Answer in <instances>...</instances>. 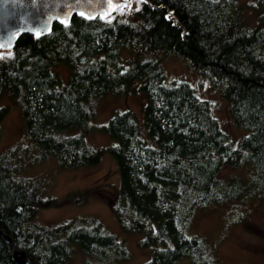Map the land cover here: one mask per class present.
Masks as SVG:
<instances>
[{"label": "trees", "instance_id": "obj_1", "mask_svg": "<svg viewBox=\"0 0 264 264\" xmlns=\"http://www.w3.org/2000/svg\"><path fill=\"white\" fill-rule=\"evenodd\" d=\"M138 2L136 25L72 14L65 25L53 22L47 34L19 33L13 47L1 52L0 97L19 106L38 160L53 156L60 166L77 168L96 163L104 149L111 154L119 175L116 198L107 200L112 215L122 231L142 232L139 245H158L140 264H177L185 257L190 264H209L203 238L188 233L194 211L264 194V0H257L252 23L238 0ZM122 49L137 57H122ZM158 51L180 56L205 74L228 101L233 123L247 131L233 142L188 82L164 83ZM59 63L68 69L65 80L54 69ZM135 86L145 98V132L126 108L96 127L111 144L88 145L83 134L93 129L87 123L89 99ZM7 109L0 103V123ZM21 149L0 152V230L13 247L24 250L32 264H62L75 247L95 258L86 264L126 259L123 242L99 221L31 223L37 206L52 198L41 196L40 179L18 174L26 163L16 157ZM240 165L245 174L219 178L223 166ZM0 264H20L2 235Z\"/></svg>", "mask_w": 264, "mask_h": 264}, {"label": "rangeland", "instance_id": "obj_2", "mask_svg": "<svg viewBox=\"0 0 264 264\" xmlns=\"http://www.w3.org/2000/svg\"><path fill=\"white\" fill-rule=\"evenodd\" d=\"M238 2L245 11L249 23L255 22L258 15V8H255L257 0ZM138 8V0H133L132 4L122 7V11L119 8L104 19L119 18L136 25L141 22L137 14ZM259 10L264 11V8L259 7ZM4 51L6 50L0 49V53ZM120 55L129 59L137 57L133 50L127 49H122ZM155 55L159 57L164 71L163 82L178 80L188 82L197 96L209 102L213 116L233 142L247 131L246 128L233 123L228 112V101L221 97L205 74L189 67L180 56L161 51ZM54 69L62 80L66 79L68 69L63 63L55 65ZM144 101L145 98L138 86L116 95L106 93L90 98L92 115L87 123L92 125L93 129L84 132L85 142L92 147L101 148L111 144L113 140L96 127L112 114L126 108L133 110L137 124L144 133L142 123ZM5 102L8 109L0 123V152L13 146H22V155L16 157L20 156L21 161L25 160L26 163L17 173L22 177L40 179L43 187L41 196L52 198L49 205L37 206L31 223L50 226L63 221H71L75 225L99 221L108 232L123 242L127 251L126 259L116 260L112 264H140L146 260L152 249L158 245H139L138 241L143 237L142 232L122 231L107 203L108 199L116 198L119 185L117 167L111 154L104 149L96 163L77 168L60 166L53 156L38 160L39 148L30 144L19 106L2 95L0 103ZM77 130L80 131L78 128ZM245 172L244 165L223 166L218 176L221 179H228L233 174ZM188 230V233L201 236L207 244L206 256L209 264H264V194L243 202L224 201L198 208L191 216ZM87 262L94 263L95 258L85 255L75 247L62 264ZM177 264L190 262L188 257H185Z\"/></svg>", "mask_w": 264, "mask_h": 264}, {"label": "water", "instance_id": "obj_3", "mask_svg": "<svg viewBox=\"0 0 264 264\" xmlns=\"http://www.w3.org/2000/svg\"><path fill=\"white\" fill-rule=\"evenodd\" d=\"M132 3L133 0H0V44H11L10 48L0 49L10 50L21 32H28L34 36H37L36 33H40L39 36L47 34L53 22L65 25L72 14L80 15L87 20L96 16L106 18L115 10ZM157 6L162 7L163 5L158 4ZM167 18L176 27H180L169 10H167ZM0 235L11 246L12 257L17 263L32 264L24 250L13 247L9 235L1 230Z\"/></svg>", "mask_w": 264, "mask_h": 264}, {"label": "snow or ice", "instance_id": "obj_4", "mask_svg": "<svg viewBox=\"0 0 264 264\" xmlns=\"http://www.w3.org/2000/svg\"><path fill=\"white\" fill-rule=\"evenodd\" d=\"M112 10H115V9H112ZM119 10L122 11L123 9L120 8ZM106 15H107V14H106ZM89 18H91V17H89ZM101 18L103 19L104 17L102 16ZM61 22L63 23L64 21H61ZM36 35L39 36L40 33H36ZM4 47H9V48H10V47H11V44H8V45L0 44V48H4ZM7 55H8L9 57H11L12 53H11V52H8ZM3 58H4V53H0V59H3Z\"/></svg>", "mask_w": 264, "mask_h": 264}]
</instances>
